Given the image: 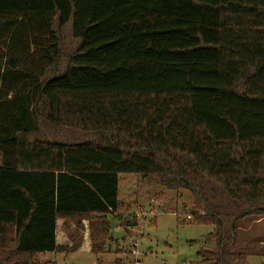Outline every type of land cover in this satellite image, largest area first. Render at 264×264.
<instances>
[{
	"label": "trees",
	"instance_id": "1",
	"mask_svg": "<svg viewBox=\"0 0 264 264\" xmlns=\"http://www.w3.org/2000/svg\"><path fill=\"white\" fill-rule=\"evenodd\" d=\"M190 194L196 264L264 217V0H0V264H56L59 220L112 239L119 179ZM188 219V218H187Z\"/></svg>",
	"mask_w": 264,
	"mask_h": 264
},
{
	"label": "rangeland",
	"instance_id": "2",
	"mask_svg": "<svg viewBox=\"0 0 264 264\" xmlns=\"http://www.w3.org/2000/svg\"><path fill=\"white\" fill-rule=\"evenodd\" d=\"M118 201L119 212L124 213L132 222L136 221V224L126 226L124 220H110L112 239L105 244L100 257L101 263L196 264L200 241L213 231V226L197 224L187 219L192 209L188 191L168 189L136 174H122L119 179ZM257 218L247 216L240 221L243 226H248L249 233L244 235L237 230L239 245L242 242L247 244L250 236L264 237V220H256ZM63 224H69L70 230ZM59 230L60 237H71V246L75 247L77 241L84 240L91 247V231L85 219L81 225L73 220L62 221ZM132 245L138 247L139 253L135 257L131 256ZM77 256H69L68 263L91 264L96 254L90 249L81 251ZM246 264H264V255L248 254Z\"/></svg>",
	"mask_w": 264,
	"mask_h": 264
},
{
	"label": "crops",
	"instance_id": "3",
	"mask_svg": "<svg viewBox=\"0 0 264 264\" xmlns=\"http://www.w3.org/2000/svg\"><path fill=\"white\" fill-rule=\"evenodd\" d=\"M256 220L263 221L264 217H258ZM62 221L63 220L58 221V225L56 228V242L60 245L70 246L72 244L71 237H69V235L60 237V234H59L60 233L59 232L60 231L59 230L60 224L62 225ZM240 221H243V219L238 221L237 230L242 231V233L244 235L249 233V231L247 229L248 226H243ZM63 226H66V228L68 230H70L69 224H67V225L63 224ZM249 239L250 240L247 244H244V242H242L243 244L239 245V247H241V248L246 247V248L252 249L253 251H249V252L246 251L248 254L253 253V254H258V255H264V237L263 236H252V237L250 236ZM90 249H91V247H90L89 243H87L84 240H79L76 242V246L72 249V251H70L68 253H65V252H44V253L38 254L37 257L41 261L42 260H49V261L55 262L56 264H69L68 263L69 256L70 257H71V255L77 256L81 251H84V250L88 251ZM101 256H102L101 254H99V255L96 254V256H94L95 260H92L91 264H104V262L101 263V260H100ZM76 258H78V256ZM76 258H74V260ZM73 264H75V262Z\"/></svg>",
	"mask_w": 264,
	"mask_h": 264
},
{
	"label": "built area",
	"instance_id": "4",
	"mask_svg": "<svg viewBox=\"0 0 264 264\" xmlns=\"http://www.w3.org/2000/svg\"><path fill=\"white\" fill-rule=\"evenodd\" d=\"M187 218L188 219H190V215H187ZM133 247L131 248V256L132 257H135V256H137L138 255V251H137V249H138V247L136 248V245H132ZM137 262V261H136Z\"/></svg>",
	"mask_w": 264,
	"mask_h": 264
}]
</instances>
